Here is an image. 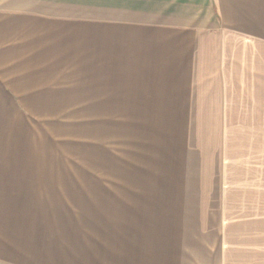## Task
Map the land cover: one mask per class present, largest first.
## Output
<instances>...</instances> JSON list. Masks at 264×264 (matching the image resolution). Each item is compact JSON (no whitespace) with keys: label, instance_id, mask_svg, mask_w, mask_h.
Here are the masks:
<instances>
[{"label":"crops","instance_id":"crops-1","mask_svg":"<svg viewBox=\"0 0 264 264\" xmlns=\"http://www.w3.org/2000/svg\"><path fill=\"white\" fill-rule=\"evenodd\" d=\"M56 22L115 50L113 264H264V0H0V24ZM4 38L0 264H62L75 81L54 44Z\"/></svg>","mask_w":264,"mask_h":264},{"label":"rangeland","instance_id":"rangeland-1","mask_svg":"<svg viewBox=\"0 0 264 264\" xmlns=\"http://www.w3.org/2000/svg\"><path fill=\"white\" fill-rule=\"evenodd\" d=\"M87 28L92 33L89 40L83 24H0V42L7 34L16 37L24 32L25 37L54 44V57L60 58L67 78L75 81L71 88L75 103L69 105L67 119L61 120L62 128L70 127V132L62 130V137L70 140L62 142L61 174L76 178L75 184L62 181L61 261L113 264L118 190L116 56L111 53L114 49L102 50L96 42L100 25ZM105 51L109 54L103 55Z\"/></svg>","mask_w":264,"mask_h":264}]
</instances>
